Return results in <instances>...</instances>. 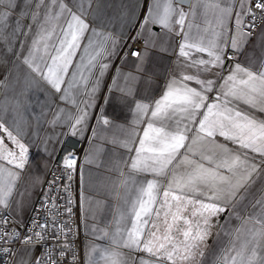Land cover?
Returning a JSON list of instances; mask_svg holds the SVG:
<instances>
[{"label":"snow or ice","instance_id":"6c2138e0","mask_svg":"<svg viewBox=\"0 0 264 264\" xmlns=\"http://www.w3.org/2000/svg\"><path fill=\"white\" fill-rule=\"evenodd\" d=\"M17 7L19 0H0V42L8 43L18 34L27 38L38 27L32 48L38 50L43 41L45 54L37 62L32 49L24 54L21 41V52L13 55L27 68L23 86L16 91L8 82L11 70L0 79V89L13 92L0 98V264H80L70 239L76 234L69 223L72 200L61 203L63 198L51 193L59 191L54 189L57 179L71 182L78 171L83 182L86 165L98 170L100 187L115 171L123 177L118 182L131 184L136 193L130 201L131 227L117 228L108 247L91 245L87 264H204L208 238L215 228H223L218 223L221 215L231 210L241 219L237 205L248 195L254 177L264 174V115H258L264 114V0H134L131 14L119 17L118 36L106 31L114 18L108 16L110 4L105 0H24L21 15L31 21L28 31L16 19L7 32ZM62 18L66 26L52 23ZM58 26L57 43L49 53L47 41ZM254 35L259 55L245 52ZM173 39L177 60L164 92L150 103L148 96L137 99L140 86L150 88L161 78L159 61ZM114 56L125 64L133 58L134 70L116 69L105 100L115 95L120 104L130 102L132 123L143 127L110 140L92 128L84 164H78L74 149L65 151L58 165L65 175H52L45 184L48 160L68 139L82 136L90 119L109 129L123 127L102 108L99 116L90 111ZM241 56L246 63L240 62ZM229 60L236 61L231 68ZM15 79L19 83V76ZM42 82L53 90L51 103L46 95L37 101L41 111L27 119L21 110L33 111L30 93L33 88L47 92ZM77 87L85 97L82 101L72 94ZM60 103L71 104V110L57 107L53 118L46 120L44 109ZM44 124L52 131L42 137ZM57 127L61 131L56 132ZM108 143L126 149L132 154L129 160L110 167L102 159ZM31 146L46 157L42 164L31 159ZM29 164L37 169L33 191L42 199L39 208L32 205L34 215L25 221L24 194L15 202L12 197ZM121 165L129 169L127 174ZM251 206L254 211L232 230L235 239L216 264H264V195ZM100 231L99 239L108 236Z\"/></svg>","mask_w":264,"mask_h":264},{"label":"crops","instance_id":"0c3cea01","mask_svg":"<svg viewBox=\"0 0 264 264\" xmlns=\"http://www.w3.org/2000/svg\"><path fill=\"white\" fill-rule=\"evenodd\" d=\"M107 4H110V7L107 9V14L109 17L114 18L113 23L106 28V31L111 32L114 36H118L120 34V19L122 13L131 14V9L134 4V0H105ZM19 4L21 7L24 5V0H19ZM21 7H17L15 13L10 18V25L7 29V32H11L12 28L15 27L16 19L21 21V28L24 32H27L28 29L26 25L31 23L30 19L25 18L21 15ZM95 7V5H93ZM33 10L34 6H33ZM43 11V10H41ZM137 15H142L139 9L136 10ZM191 19V18H190ZM211 20V15L209 16ZM197 23L203 26V22L197 17ZM53 24H57L59 26H66L65 20L62 18L59 21H53ZM56 28V32L53 33L51 39L47 41L49 48L48 52L52 53V45L57 43V36L60 31V27ZM51 27V25L49 26ZM39 31L38 27H34L32 32L25 38L23 35H19L15 39H11L10 42H0V79H3L5 75L8 74L9 70H11V75L8 76V82L13 85L16 91L23 86L24 76L27 72V68L25 65L17 61V57L13 55V52L17 53V55L21 52L20 42H24V54L27 55V50L32 49L34 56L39 61V58L43 56V41L41 42L40 48L34 49L32 48V39L35 37V34ZM125 31H127L125 29ZM193 35L196 34V30L192 29ZM161 37L163 39H167L163 33H161ZM38 38V37H36ZM127 39V35L124 37ZM99 39V38H96ZM82 43L86 44L87 41H83ZM259 43L258 38L254 35L253 38L249 41V43L245 47V52L250 53L255 51L256 55H259V49L254 47ZM178 49L176 48L175 39L172 40L171 46L168 48V53L164 56V58L160 59L161 64V78L153 83L150 88L146 86H140V91L138 93L137 99L142 96H148L150 99L146 102H151V98L159 99L166 88V80L171 72L175 69V62L177 60ZM79 55V54H78ZM132 59H128L127 63H123L118 57H112V63L109 69L104 73L103 77H101L99 90L95 94L94 104L96 105L94 108L90 109L93 116L100 115V109L102 108L104 114L112 119H115L118 124L123 127H113V128H105L103 125H97L96 120L90 119L88 123L87 130L83 133L82 136L72 137L69 140H86L85 151L89 148L88 138L92 135L91 129L96 128L98 135L105 137L107 139H112L116 137L117 139L122 137L129 136V133L133 128L136 129L137 132H140V128L143 125L133 124V113L130 110L131 104L123 105L117 102V97L115 95L112 96L110 101L105 100V97L108 95L107 87L112 82V77L117 75L116 69L120 68L123 73L132 72L133 63ZM75 62V61H74ZM87 62V61H85ZM241 63H246L245 56L240 57ZM236 61L232 63H227L228 67L231 68ZM14 64H17V67H14ZM71 71V70H70ZM86 74V73H85ZM19 76L20 81L16 83V77ZM71 77H66L65 79H70ZM123 83V81H121ZM91 82H89V87ZM42 86L47 89V92H41L36 88L30 93L31 103L33 105V111L24 112L21 110V115L27 119H33L34 114H38L41 109L37 106V101H43L45 96L51 103V95L50 93L53 91L46 84ZM62 87H67V85H62ZM72 94L76 97L77 100L82 101L85 99L83 95L79 94V89L74 88L72 90ZM13 92L9 89H0V98L4 96H12ZM59 95V94H57ZM57 107H66L71 110V104L65 105L64 103H60L59 105H52L51 110L44 109L45 111V119L51 120L53 118V114L56 112ZM64 114H61V119ZM264 115V114H258ZM45 131L41 133L43 137L46 133H50L52 130L47 125L44 124ZM61 131L59 127L56 128V132ZM142 135V133H140ZM221 139L222 138H219ZM105 152L102 159L109 164V166H113L115 164H120L121 161L127 162L129 160L130 154L126 149L118 146H114L111 143L104 145ZM131 147V145H130ZM60 148H57V153L54 157L48 160L47 168L44 170V174L46 175L49 170L51 164L55 160ZM29 154L32 160L35 161L36 165H40L44 162L46 157L42 152H37L35 146H31L29 148ZM84 164V158L83 162ZM125 174L129 172L127 167L121 165ZM37 169L29 164L26 169L21 173L19 179L16 181V191L13 195V201L20 200V193H23V203L25 205L26 213L24 219L26 220L32 205L38 197L39 191H33V173ZM79 174V183L80 190H83V196L80 195V209L82 216V231L86 236L84 245H83V253H84V264H87V255L86 250H90L91 245H98L100 247H108L110 242L113 239L114 234L119 228L123 231L125 228L131 227V215H130V201L136 198V193L132 190V185L129 184L125 186L122 183H119V180H122L123 177H120L117 172H113L111 175V179L107 180L105 187H100L97 183L98 180V170L91 165H86L83 170V182L81 181V173ZM5 179L7 177L5 176ZM132 179H137V177L133 176ZM255 183L249 189V193L246 198L236 207V212L239 213L241 219H237L236 215L229 210L227 214H222L218 223L223 226V228H215L213 230V235L208 238L207 248L205 249V257L204 264H216L217 259L220 255L223 254L225 248L230 247L233 240L235 239L236 233L232 231L234 228L239 227L243 223V218L254 211L252 208V204L255 203L256 199H259L262 195H264V174L259 175L258 177H254ZM38 187V186H37ZM15 215V213H12ZM231 217V220L226 223L228 218ZM215 219V218H214ZM93 228L97 231L95 234L93 233ZM100 230L107 231L108 236L104 239H99L102 235ZM225 230L231 232V235H225ZM216 233H219L217 235ZM116 239H119L117 236ZM100 264H104L103 261H100Z\"/></svg>","mask_w":264,"mask_h":264},{"label":"built area","instance_id":"2783aa9c","mask_svg":"<svg viewBox=\"0 0 264 264\" xmlns=\"http://www.w3.org/2000/svg\"><path fill=\"white\" fill-rule=\"evenodd\" d=\"M134 34V33H131ZM127 40V39H126ZM176 41V40H175ZM129 44H132L131 41H128ZM177 43V41H176ZM133 47H136V45H133ZM123 51H128L127 48L123 49ZM230 54V53H229ZM131 58V57H130ZM235 60H229L227 63H232ZM85 147H86V140H67V142L64 144L63 149H60L55 160L51 164L49 170L46 173V179L44 183H47V178H51L52 175H55L57 178L65 175L63 172V169L61 167H58L61 161V157L65 154V151L68 150H75V153L78 157V164H82L84 154H85ZM79 172V171H78ZM78 172L74 175L73 180L70 182L67 178L65 179H57L56 183L54 185V189H59V191L53 190L52 195L53 196H60L63 199L60 201L61 203H67L68 199L72 200V204L69 205L72 208V216L69 221L70 224L73 226V230L76 233L75 235L71 236L70 239H73L75 241V247L78 253V257L80 260V264H84V253H83V245L86 239V236L84 235L82 231V216H81V209H80V183H79V174ZM70 184V187H68ZM42 199L41 193L39 192L37 199L35 200L34 204L35 207L39 208L38 201ZM34 215L32 208L30 210V213L28 217ZM43 215H47V213H43ZM27 217V219H28ZM27 219L25 221H27ZM5 260L8 258L5 257Z\"/></svg>","mask_w":264,"mask_h":264}]
</instances>
